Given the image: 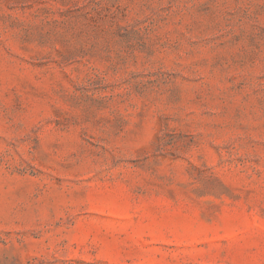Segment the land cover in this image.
I'll return each mask as SVG.
<instances>
[{
  "label": "rangeland",
  "instance_id": "1",
  "mask_svg": "<svg viewBox=\"0 0 264 264\" xmlns=\"http://www.w3.org/2000/svg\"><path fill=\"white\" fill-rule=\"evenodd\" d=\"M0 264H264V0H0Z\"/></svg>",
  "mask_w": 264,
  "mask_h": 264
}]
</instances>
